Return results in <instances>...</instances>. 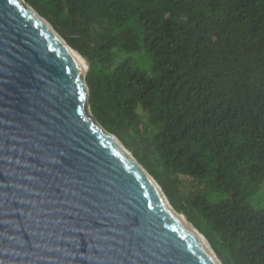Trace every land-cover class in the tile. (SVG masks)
Here are the masks:
<instances>
[{
    "label": "trees",
    "instance_id": "obj_1",
    "mask_svg": "<svg viewBox=\"0 0 264 264\" xmlns=\"http://www.w3.org/2000/svg\"><path fill=\"white\" fill-rule=\"evenodd\" d=\"M25 2L90 60L92 114L222 263L264 264V0Z\"/></svg>",
    "mask_w": 264,
    "mask_h": 264
},
{
    "label": "water",
    "instance_id": "obj_2",
    "mask_svg": "<svg viewBox=\"0 0 264 264\" xmlns=\"http://www.w3.org/2000/svg\"><path fill=\"white\" fill-rule=\"evenodd\" d=\"M90 68L25 0H0V264H223L94 117Z\"/></svg>",
    "mask_w": 264,
    "mask_h": 264
},
{
    "label": "rangeland",
    "instance_id": "obj_3",
    "mask_svg": "<svg viewBox=\"0 0 264 264\" xmlns=\"http://www.w3.org/2000/svg\"><path fill=\"white\" fill-rule=\"evenodd\" d=\"M140 56H145L140 54ZM89 72V69H87V73ZM129 152H131V150L128 149ZM132 153V152H131ZM133 154V153H132ZM218 197V201H226L228 200V196L226 195H219ZM252 203V208H254L257 211H264V188L263 191L258 194L254 199L251 200Z\"/></svg>",
    "mask_w": 264,
    "mask_h": 264
},
{
    "label": "bare ground",
    "instance_id": "obj_4",
    "mask_svg": "<svg viewBox=\"0 0 264 264\" xmlns=\"http://www.w3.org/2000/svg\"><path fill=\"white\" fill-rule=\"evenodd\" d=\"M73 55L78 59V61L83 65L84 68H87L85 61L77 54V52L72 51ZM169 201V200H167ZM183 220L184 218L181 217Z\"/></svg>",
    "mask_w": 264,
    "mask_h": 264
}]
</instances>
